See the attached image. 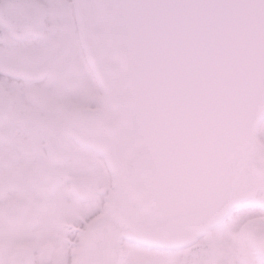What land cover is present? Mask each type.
Returning a JSON list of instances; mask_svg holds the SVG:
<instances>
[{
    "label": "snow or ice",
    "instance_id": "snow-or-ice-1",
    "mask_svg": "<svg viewBox=\"0 0 264 264\" xmlns=\"http://www.w3.org/2000/svg\"><path fill=\"white\" fill-rule=\"evenodd\" d=\"M0 264H264V0H0Z\"/></svg>",
    "mask_w": 264,
    "mask_h": 264
}]
</instances>
